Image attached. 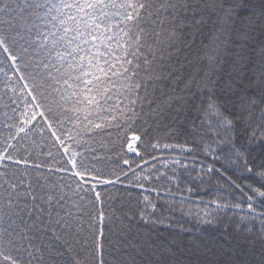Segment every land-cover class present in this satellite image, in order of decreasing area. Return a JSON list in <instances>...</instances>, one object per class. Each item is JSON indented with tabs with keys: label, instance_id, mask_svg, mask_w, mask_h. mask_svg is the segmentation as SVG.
Wrapping results in <instances>:
<instances>
[{
	"label": "snow or ice",
	"instance_id": "1",
	"mask_svg": "<svg viewBox=\"0 0 264 264\" xmlns=\"http://www.w3.org/2000/svg\"><path fill=\"white\" fill-rule=\"evenodd\" d=\"M261 209L264 0H0V264H264Z\"/></svg>",
	"mask_w": 264,
	"mask_h": 264
},
{
	"label": "trees",
	"instance_id": "2",
	"mask_svg": "<svg viewBox=\"0 0 264 264\" xmlns=\"http://www.w3.org/2000/svg\"><path fill=\"white\" fill-rule=\"evenodd\" d=\"M229 174H231V172L229 171ZM224 183L227 185V181H224ZM155 194H153L154 196ZM216 195H218V193H216L214 190L212 189H207V190H201L199 192V195H193L192 197V201L185 203L184 204V210L187 211L189 209V207H192L193 209H195L196 207H203L202 204L199 203V197H203V200L205 202H207L209 199L214 198ZM225 195L227 198H229L232 202H236L239 198H240V194L238 192V190L233 189V193L232 195L229 197L227 195V193L225 192ZM245 199V203L246 198ZM161 208H165L166 205H163L161 203ZM256 207L259 209V202H257ZM264 210V209H261ZM166 215H171L174 217V222L178 225H182L185 228H191L193 230V232H199L201 229L204 230V235L206 237H210V236H215L216 239L218 240H223V237L218 235L217 232L215 230H213L210 226H206V225H200L196 222L195 219L189 218L188 216L184 215V212L181 211L179 203H177V207H176V211L175 212H168L166 213ZM220 217L223 219L224 223L220 224L219 227L221 230L224 229L225 224L228 225L227 230L231 233H236L237 232V222H238V217H234V210L232 209H226V210H222L220 212ZM229 217H234L231 221H229ZM137 219H138V214H137ZM140 225L142 227H146L143 226V223L140 222ZM244 225H241V228H243ZM256 227H259V224H256ZM159 232H164L165 235L167 236L169 233H172L174 231V233L179 236L180 232H179V227H176L174 230L173 229H165L163 227L158 228Z\"/></svg>",
	"mask_w": 264,
	"mask_h": 264
}]
</instances>
